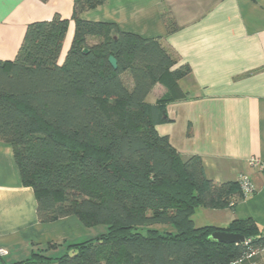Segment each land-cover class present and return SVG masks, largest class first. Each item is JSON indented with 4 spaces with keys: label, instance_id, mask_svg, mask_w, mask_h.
<instances>
[{
    "label": "trees",
    "instance_id": "obj_1",
    "mask_svg": "<svg viewBox=\"0 0 264 264\" xmlns=\"http://www.w3.org/2000/svg\"><path fill=\"white\" fill-rule=\"evenodd\" d=\"M46 1V0H45ZM107 0H74L75 34L62 63L70 20L31 22L14 60L0 59V141L12 145L22 182L38 200L40 222L75 215L97 237L71 243L57 264H237L264 249L253 219L198 226L200 207L244 198L239 181L217 183L198 155L184 159L157 125L169 103L188 97L191 73L159 38L122 31L81 14ZM164 20L171 31L175 22ZM118 62L115 69L110 61ZM166 91L155 103L156 84ZM172 224L175 231L154 227ZM244 235L222 243L212 235ZM50 245H55L51 243Z\"/></svg>",
    "mask_w": 264,
    "mask_h": 264
},
{
    "label": "crops",
    "instance_id": "obj_2",
    "mask_svg": "<svg viewBox=\"0 0 264 264\" xmlns=\"http://www.w3.org/2000/svg\"><path fill=\"white\" fill-rule=\"evenodd\" d=\"M74 0H0V59L14 60L27 26L56 14L70 20L60 63L75 34ZM175 27L168 30L164 15ZM94 22H113L122 31L159 38L191 73L180 81L188 97L169 103L166 121L157 125L184 159L202 158L206 176L235 182L245 175L253 193L234 205L200 207L198 226L225 227L253 219L264 233V173L249 164L264 160V0H107L81 14ZM166 88L158 83L152 101ZM100 226L86 227L75 215L40 222L38 200L22 182L11 144L0 141V246L5 264H57L71 243L97 237ZM51 243L55 245H50ZM41 254L53 260L32 257ZM237 264H264V249Z\"/></svg>",
    "mask_w": 264,
    "mask_h": 264
},
{
    "label": "built area",
    "instance_id": "obj_3",
    "mask_svg": "<svg viewBox=\"0 0 264 264\" xmlns=\"http://www.w3.org/2000/svg\"><path fill=\"white\" fill-rule=\"evenodd\" d=\"M249 164L255 168L256 170L264 173V160L258 157H251L249 160ZM240 185L242 187V190L244 192L245 196H248L253 193L254 186L252 182L250 181L248 176L243 175L240 180ZM234 201L230 203V205H234ZM9 254V250L5 247L0 246V258H3ZM254 255H256V252L250 253L247 258H251ZM240 262H243L242 260ZM239 262V263H240Z\"/></svg>",
    "mask_w": 264,
    "mask_h": 264
},
{
    "label": "water",
    "instance_id": "obj_4",
    "mask_svg": "<svg viewBox=\"0 0 264 264\" xmlns=\"http://www.w3.org/2000/svg\"><path fill=\"white\" fill-rule=\"evenodd\" d=\"M109 61L111 65L116 69L118 67V62L114 56H110ZM212 237L222 243H243L246 238L244 235L237 233H229L226 231H216L213 233ZM0 264H5L2 260H0Z\"/></svg>",
    "mask_w": 264,
    "mask_h": 264
},
{
    "label": "rangeland",
    "instance_id": "obj_5",
    "mask_svg": "<svg viewBox=\"0 0 264 264\" xmlns=\"http://www.w3.org/2000/svg\"><path fill=\"white\" fill-rule=\"evenodd\" d=\"M155 97V94H151L148 98L149 101H152ZM101 229H103V232L107 230V226L101 225ZM154 227L159 228L161 230H166V231H175V228L172 224H156Z\"/></svg>",
    "mask_w": 264,
    "mask_h": 264
}]
</instances>
